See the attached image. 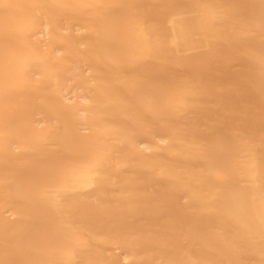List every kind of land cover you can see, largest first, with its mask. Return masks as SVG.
Returning a JSON list of instances; mask_svg holds the SVG:
<instances>
[{"label":"bare ground","instance_id":"bare-ground-1","mask_svg":"<svg viewBox=\"0 0 264 264\" xmlns=\"http://www.w3.org/2000/svg\"><path fill=\"white\" fill-rule=\"evenodd\" d=\"M125 261L264 264V0H0V264Z\"/></svg>","mask_w":264,"mask_h":264},{"label":"rangeland","instance_id":"rangeland-1","mask_svg":"<svg viewBox=\"0 0 264 264\" xmlns=\"http://www.w3.org/2000/svg\"><path fill=\"white\" fill-rule=\"evenodd\" d=\"M46 37V36H45ZM44 36H43V34L41 35V38H42V40H43V42L45 41V38ZM64 94H65V92H64ZM66 94H68L67 96L68 97H71L72 96V93L70 94L69 92H67ZM78 100H81V102H84V100H82V99H78ZM36 119H39V115L38 116H36ZM39 121V120H38ZM38 124V126H42L43 125V123H41V125H40V122L39 123H37ZM5 216H6V218H8V219H12V218H14V216H13V214L11 213V212H9L8 210L6 211L5 210ZM112 252L113 253H119V249H117V248H113L112 249ZM124 264H128V262L127 261H125V262H123Z\"/></svg>","mask_w":264,"mask_h":264}]
</instances>
